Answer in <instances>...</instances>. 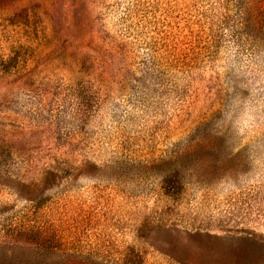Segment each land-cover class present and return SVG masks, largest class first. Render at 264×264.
I'll return each mask as SVG.
<instances>
[{"label":"rangeland","instance_id":"rangeland-1","mask_svg":"<svg viewBox=\"0 0 264 264\" xmlns=\"http://www.w3.org/2000/svg\"><path fill=\"white\" fill-rule=\"evenodd\" d=\"M0 264H264V0H0Z\"/></svg>","mask_w":264,"mask_h":264}]
</instances>
